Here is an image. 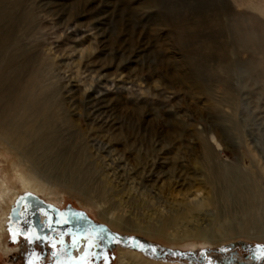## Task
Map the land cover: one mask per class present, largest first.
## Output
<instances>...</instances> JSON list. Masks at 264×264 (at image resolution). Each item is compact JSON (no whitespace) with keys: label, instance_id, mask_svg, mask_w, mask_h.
<instances>
[{"label":"rangeland","instance_id":"374dc122","mask_svg":"<svg viewBox=\"0 0 264 264\" xmlns=\"http://www.w3.org/2000/svg\"><path fill=\"white\" fill-rule=\"evenodd\" d=\"M262 30L264 0H0V112L27 96L28 123L46 121L54 150L65 156L60 163L68 161L95 197L56 183L22 194L26 215L82 212L99 241L110 242L111 264L121 249L152 264H264ZM2 150L0 175L9 167ZM146 160L161 176L147 186L156 193H137L135 218L168 221L171 203L193 197L208 206L193 224L207 228L209 240L119 233L106 224L100 204L113 202L116 190L126 197ZM213 166L225 180L210 182ZM180 170L186 179L177 186ZM104 171H116L115 182L127 188L102 182ZM257 190L254 207L238 200ZM2 200L6 211L9 199ZM3 220L0 264H20L28 244L21 235L13 240ZM55 250L63 257L57 264H68L65 250Z\"/></svg>","mask_w":264,"mask_h":264},{"label":"bare ground","instance_id":"6f19581e","mask_svg":"<svg viewBox=\"0 0 264 264\" xmlns=\"http://www.w3.org/2000/svg\"><path fill=\"white\" fill-rule=\"evenodd\" d=\"M260 34L264 36V30L260 31ZM30 97H33V96H30ZM33 104L34 103H32L31 100L27 98V96H22L20 97V100H16L13 103H6L3 108V112L2 111L0 112V146L6 154V158L4 157L5 158L4 161L9 165L8 171L4 170L5 173L0 175V199L1 200L2 198L9 199L8 205L6 207L7 208L6 211H2L1 209L2 205L0 204V230L5 228L4 226L5 221L4 220L2 221V217L6 216V221H7L10 218V212L12 208H14L15 206L18 207L17 206L18 204L20 205L19 209L21 211H24V208H26V207H23L22 204L17 202L22 197V194H24V192L25 193H35V194L42 193V192L47 191V189L51 190L52 185L57 183V184H60L61 186L64 185V186L77 189L78 191H80V193L84 194L86 197L95 198L93 195H91L90 193L91 190H86V188L80 187L79 184L81 183L77 184L78 179L76 180V177L74 176L76 169L73 166H71V164H68V161L66 162V164L60 163V161H62V159H64L65 156L63 157L61 153L57 152L59 148L58 149L56 148L57 150H54L53 145H52L53 136L50 137V135L52 134L49 135V131H48L50 128L44 129V126H43L45 125L46 121L44 120L45 123L43 125L39 124L36 126L28 123L31 116H33L30 113L31 108L33 107ZM35 106L37 108V104ZM37 112L39 113L40 111H37ZM30 121L33 122V120H30ZM115 158L117 159V157ZM60 166L61 167L64 166V167L61 168ZM157 166L158 165H156L155 162L146 160L141 167L142 170L137 171V173L135 172L137 177L131 178L133 179V181L131 182L129 181L130 182L129 185L131 186H129L130 187L129 190H126L127 191L126 197H123L119 191L117 190L114 191V196H116L115 200L113 202H110L109 200L108 203L104 201V203L100 204L99 215L105 220L106 224L112 230L117 231L119 233L123 232V230H126V231L133 230V231L143 232L146 235H152L153 233H156L159 236L164 233H167L169 236L168 239L171 238L173 239V241H175L176 239L178 240V239H185V238H191L192 240H194L198 237L202 238V240L204 241L209 240L210 235H209L208 229L203 228L201 231H198L199 228H197V225H194L196 218H194V215H193L195 212L198 213L202 209L204 210V208L208 206L207 204H205L203 200H199L193 197L187 196L183 200L177 201L175 203H171L170 204L171 206H169V209L174 212V214H171V215H174V217L169 218L168 221H161V219L160 220L157 219L155 221L156 223L152 225L150 223H144L142 221H139L137 220V218H135V213H134L135 204L133 203L136 201L137 193L141 194L144 189H147L148 185L153 184L154 186V183L156 184L158 183L159 178L161 176L159 175L160 174L159 171L161 172V170H158ZM207 168H208L209 174L208 173L206 174L210 175L209 178H210L211 183L212 182L214 183L219 178L225 180L226 174H224V172H220L219 168L214 167V166L207 167ZM231 172L232 171H230V173ZM122 175H123V172H122ZM127 175L129 176V173ZM181 175L182 176L184 175L185 177L183 176L182 178H180ZM101 176L104 179V181L102 182L106 184L107 183L111 184L115 182L116 171H113L112 173H108L104 171ZM185 179H186V175L184 171L180 170L179 172H177L176 181H175L176 185L177 186L184 185ZM118 182H121V181L117 180L115 183L120 186H122V184L124 183L122 182V184L121 183L119 184ZM116 184L114 185L112 184L110 189L115 190L117 187ZM224 187H227V186H224ZM119 189L120 190L122 189V191L125 190L123 186ZM156 190H157V187H154L153 189L148 190V191L156 193L155 192ZM221 190L226 191V188L225 189L223 188ZM240 193L242 194V196L238 200L243 202L246 206H248V208L254 207V205L258 202V199L262 197V193H260L258 190L256 192H240ZM100 196L101 195H99L98 193L97 197L103 200V197H100ZM214 196L216 195L214 194ZM2 201L5 202V199H3ZM123 206L128 207V210L126 212H128L129 217L127 218H124L123 216V212H124V210H122ZM154 213L159 214V217L161 218V213H158L157 211H155ZM179 218H183L185 222L181 221L182 219L179 220ZM180 222H183L185 225L181 224ZM169 224H170L169 226L170 231H167L166 229L168 228ZM183 234L186 235V237H183ZM202 243L208 244V242H202ZM195 244H196L195 242H191L190 245H195ZM118 254L120 258L119 264H152L149 261L141 258V254L134 250L130 251L128 249H121L118 251ZM232 264H235V263H232Z\"/></svg>","mask_w":264,"mask_h":264},{"label":"flooded vegetation","instance_id":"af4514ba","mask_svg":"<svg viewBox=\"0 0 264 264\" xmlns=\"http://www.w3.org/2000/svg\"><path fill=\"white\" fill-rule=\"evenodd\" d=\"M13 209L16 213L7 222L9 229L24 237L29 247L20 264H57L63 257L55 247L65 250L68 264H111L110 242L99 241L82 212L70 211L54 217L39 211L27 216L28 210L21 211L19 206Z\"/></svg>","mask_w":264,"mask_h":264},{"label":"snow or ice","instance_id":"6c2138e0","mask_svg":"<svg viewBox=\"0 0 264 264\" xmlns=\"http://www.w3.org/2000/svg\"><path fill=\"white\" fill-rule=\"evenodd\" d=\"M9 231L11 232L12 229L10 228ZM11 238H12L13 240H15V238H16L15 233L12 234V237H11ZM35 238H36V239H39L40 237L36 236ZM30 239H31V237H30ZM258 247H259V246H258ZM260 255H261V256H264V250H262V251L260 252Z\"/></svg>","mask_w":264,"mask_h":264},{"label":"water","instance_id":"95a60500","mask_svg":"<svg viewBox=\"0 0 264 264\" xmlns=\"http://www.w3.org/2000/svg\"><path fill=\"white\" fill-rule=\"evenodd\" d=\"M15 213H16V209H13L11 212V215L13 216V215H15Z\"/></svg>","mask_w":264,"mask_h":264}]
</instances>
